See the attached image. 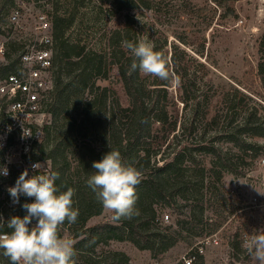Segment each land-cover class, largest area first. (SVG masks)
Returning <instances> with one entry per match:
<instances>
[{"label": "rangeland", "instance_id": "1", "mask_svg": "<svg viewBox=\"0 0 264 264\" xmlns=\"http://www.w3.org/2000/svg\"><path fill=\"white\" fill-rule=\"evenodd\" d=\"M136 1L139 7L127 8L124 0H62L63 13L76 9V19L66 37L84 51L105 55L101 73L92 78L95 90L108 88L109 101L118 99L124 106L130 100L118 67L111 62L118 59L110 58L112 31L130 28V41L147 40L168 58L172 78L180 83L169 82L167 96L152 95L159 98V107L166 106L169 121L164 126L159 120L155 122L157 130L150 149L154 152L160 144L161 158L180 149H185L186 157L193 155L195 160H186L183 171L187 177L192 175L193 184L169 190L165 200L158 203L162 208L156 218L149 222V232L163 230L164 225L179 230L176 244L167 251L139 248L125 231L121 239L96 245L93 254L105 262L110 252H116L122 259L120 264H184L183 256L198 251L203 255L202 264H256L242 243L264 229V149L252 157L234 141L243 138L264 146V135L242 130L248 116L264 121V0ZM147 1L151 5L148 8L144 7ZM68 72L66 67L64 80L69 78ZM141 75L147 87L163 82ZM89 96L88 89L74 93L71 117L80 119L81 105ZM108 106H99L102 120L108 119ZM174 121L176 127L171 130ZM104 127L102 124V130ZM84 140L91 141L98 151L108 146L103 134L97 132L78 143ZM220 154L227 156L226 163L230 162L234 170L223 166ZM69 158L75 175L80 173L86 185L89 174L77 163L78 154L69 153ZM201 167L205 168L204 182L200 180ZM213 168L222 170V180ZM194 214L202 219L198 226ZM112 216L102 207L80 231L107 222L121 225ZM178 219H183L182 230ZM63 232V238L76 243L73 231L67 228ZM196 259L194 264H199ZM107 261L110 264L111 260Z\"/></svg>", "mask_w": 264, "mask_h": 264}, {"label": "trees", "instance_id": "2", "mask_svg": "<svg viewBox=\"0 0 264 264\" xmlns=\"http://www.w3.org/2000/svg\"><path fill=\"white\" fill-rule=\"evenodd\" d=\"M124 6L136 8L139 4L136 0H124ZM150 6L148 1L144 3V7ZM75 10L62 15L56 14L54 17L56 69L52 101L53 122L46 134L47 148L43 149L41 155L51 160L52 172L59 173V178L55 182L59 190L75 189L73 207L79 210V216L75 223L65 222L60 227V235L64 234L63 229L69 228L73 231L74 237H72L78 238L74 244L77 253L74 258L75 264H107V260H111L110 264H120L122 259L117 257L116 252H110L105 262L93 253L96 245L109 239H121L125 231L139 248H150L158 253L165 252L176 244L180 235L179 230L173 229V225H164V231L149 232V222L156 218L162 208V203H158L165 200L169 190L175 189L176 191L182 184L186 186L193 184L192 175L187 177L183 171L186 167V160H195L193 155L186 157L185 149H180L163 158L160 157L161 154L158 157V154L162 152L160 144L158 150L153 152L150 149L154 131L157 130L155 122L159 120L158 124L164 126L169 121L166 106L162 104L159 107V98H153L152 95L164 93L163 95L167 96L169 81L154 83V87L145 86L141 73L138 70L130 71L133 57L122 46L124 41H130V28L115 29L109 37L110 58L118 57L117 60L112 59L111 62L118 67L130 102L128 106H124L118 99L109 101V89L104 88L101 92L95 90L96 87L92 80L95 75L98 76L101 73V64L105 60V55L84 51L83 47L70 42L66 37L67 30L76 19ZM173 60L176 62V55ZM66 67L69 71L67 73L69 78L64 80L62 76ZM82 89H88L90 96L82 103L81 117L78 119L71 117L72 103L70 100L74 93ZM104 105H109L110 110L107 115L108 119L102 120L98 112L99 106ZM102 124L105 125V130H102ZM170 126L171 130H175L176 121ZM242 130L254 135H264V121L259 118L252 119V115L248 116L243 121ZM95 132L99 133V136L103 134L104 144L108 141L107 147L98 151L89 140L78 143L81 138L90 139V135ZM75 141L76 144H74ZM234 142L243 152L250 153L252 157L264 149L263 145L246 141L243 138ZM113 149L121 153L124 163L135 166L142 173L141 182L136 186L138 196L136 208L139 213L142 212V217L137 215L130 220H121V225L107 222L80 231L84 228L88 218L100 214L102 205L87 184L84 185L80 173L75 175L69 153L78 154L77 163L90 176L95 172L92 168L93 162L99 161L104 154ZM220 155L219 161H224L223 166L234 170L235 167L230 162L226 163L227 156ZM204 169L200 168L201 182H204L205 178ZM212 170L217 174L218 180H222V170L216 168ZM194 219H197L195 214ZM181 220L183 219H178L177 225L182 230ZM201 221L202 219H197L195 224L198 226ZM77 226L79 228H76ZM98 233L104 234L99 236ZM194 252L196 260L202 264L203 255L198 251ZM0 258L4 264H10L8 258L3 256L2 250H0Z\"/></svg>", "mask_w": 264, "mask_h": 264}, {"label": "built area", "instance_id": "3", "mask_svg": "<svg viewBox=\"0 0 264 264\" xmlns=\"http://www.w3.org/2000/svg\"><path fill=\"white\" fill-rule=\"evenodd\" d=\"M61 3L0 0V168L7 167L9 173L0 175V215L5 225L12 216L23 218L27 213L22 205L34 201L21 196L19 204L12 203L8 188L15 186L19 175L25 169L29 176L52 172L51 160L41 155L53 122L54 17L63 14ZM37 162L42 167L34 173L31 165ZM195 259L194 253L183 256V263L194 264ZM0 264H4L1 258Z\"/></svg>", "mask_w": 264, "mask_h": 264}, {"label": "clouds", "instance_id": "4", "mask_svg": "<svg viewBox=\"0 0 264 264\" xmlns=\"http://www.w3.org/2000/svg\"><path fill=\"white\" fill-rule=\"evenodd\" d=\"M122 46L133 57L130 71L138 70L145 76L179 85V79L172 78L168 58L155 51L151 42L124 41ZM41 167L39 162L31 165L34 173H39ZM92 168L95 172L86 184L102 207L113 213L112 220H130L139 215L136 186L141 182V171L124 163L121 153L115 149L94 161ZM8 174L7 167L0 168V175ZM58 178L57 172L29 176L25 169L15 186L8 188L13 204H19L21 196L34 198L32 203L22 205L27 213L23 218L12 216L5 225L0 215V229L11 230L0 233V250L10 264H75L74 241L60 235V227L65 222L75 223L79 216V210L73 207L75 189L60 191L55 183ZM242 247L256 264H264V229L251 234Z\"/></svg>", "mask_w": 264, "mask_h": 264}]
</instances>
